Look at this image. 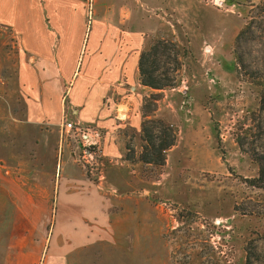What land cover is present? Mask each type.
Wrapping results in <instances>:
<instances>
[{
    "label": "crops",
    "instance_id": "1",
    "mask_svg": "<svg viewBox=\"0 0 264 264\" xmlns=\"http://www.w3.org/2000/svg\"><path fill=\"white\" fill-rule=\"evenodd\" d=\"M88 1L0 0V264H133L112 208L134 202L124 132L157 91L139 83L138 57L184 0H91L90 24ZM65 120L105 134L97 184L68 145L57 161Z\"/></svg>",
    "mask_w": 264,
    "mask_h": 264
},
{
    "label": "rangeland",
    "instance_id": "2",
    "mask_svg": "<svg viewBox=\"0 0 264 264\" xmlns=\"http://www.w3.org/2000/svg\"><path fill=\"white\" fill-rule=\"evenodd\" d=\"M178 13H163L167 36L149 38L176 43L177 85L145 96L159 94L149 117L173 126L176 141L160 167L124 160L140 183L133 203L112 208L114 220L130 223L133 264H264V188L250 182L264 166V0H184ZM95 128L101 157L93 173L78 158L80 138L63 125L55 150L58 161L68 145L93 184L106 172L105 134ZM124 136V154L129 143L138 157L140 129Z\"/></svg>",
    "mask_w": 264,
    "mask_h": 264
},
{
    "label": "trees",
    "instance_id": "3",
    "mask_svg": "<svg viewBox=\"0 0 264 264\" xmlns=\"http://www.w3.org/2000/svg\"><path fill=\"white\" fill-rule=\"evenodd\" d=\"M250 23V22H249ZM249 23L245 24L236 35L235 43L248 29ZM179 49L176 43L166 38H155L148 43L138 57V80L143 86L153 90L173 88L177 85L176 74L181 62L179 60ZM159 94H151L142 101L143 120L140 124V136L142 140L141 150L138 157L134 155L135 150L129 143L126 145L127 152L123 159L133 161L135 158L144 166L160 167L165 164L167 151L175 144L176 131L170 124L161 119L149 117V112L155 108L149 105L150 101L158 100ZM260 109H264V89L261 92ZM242 147L240 140H237ZM250 154V153H249ZM253 160H256L252 154ZM135 161V160H134ZM253 185L264 188V166L259 165L258 176L250 180ZM247 249V248H246ZM248 253V252H247ZM248 262V261H247Z\"/></svg>",
    "mask_w": 264,
    "mask_h": 264
},
{
    "label": "built area",
    "instance_id": "4",
    "mask_svg": "<svg viewBox=\"0 0 264 264\" xmlns=\"http://www.w3.org/2000/svg\"><path fill=\"white\" fill-rule=\"evenodd\" d=\"M87 23L90 24L91 20V0L87 3ZM63 128L66 132H73L74 135L80 138V151L78 153V158L82 166L87 169L90 173L98 170L99 161L98 158L101 157L100 152V138L101 133L93 126L89 125H79L74 122L65 120L63 122ZM98 176V179H100Z\"/></svg>",
    "mask_w": 264,
    "mask_h": 264
}]
</instances>
